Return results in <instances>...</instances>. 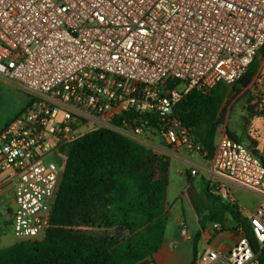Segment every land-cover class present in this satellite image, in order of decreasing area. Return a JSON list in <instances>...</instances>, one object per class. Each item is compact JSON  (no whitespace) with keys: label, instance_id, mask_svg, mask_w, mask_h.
I'll list each match as a JSON object with an SVG mask.
<instances>
[{"label":"built area","instance_id":"obj_1","mask_svg":"<svg viewBox=\"0 0 264 264\" xmlns=\"http://www.w3.org/2000/svg\"><path fill=\"white\" fill-rule=\"evenodd\" d=\"M263 46L264 0H0V106L2 83L30 97L0 130L15 237H44L64 149L87 133L109 128L142 145L156 133L175 151L200 152L175 106L193 89L233 85ZM212 171L259 196L248 222L264 250V163L220 132ZM180 231L190 238L185 223ZM229 236L227 250L208 247L196 264H254L245 227Z\"/></svg>","mask_w":264,"mask_h":264},{"label":"trees","instance_id":"obj_2","mask_svg":"<svg viewBox=\"0 0 264 264\" xmlns=\"http://www.w3.org/2000/svg\"><path fill=\"white\" fill-rule=\"evenodd\" d=\"M259 55L264 56V46L233 85L219 83L207 93L193 89L175 106L173 115L190 129L206 157L214 155L230 92L250 86L260 68ZM252 145L255 149L257 142ZM64 151L66 164L44 238L1 249L0 264H136L153 256L167 227L168 157L109 128L87 133ZM204 192L208 214L200 220L202 229L209 221L226 228L230 213L236 225L245 227L256 261L264 264V250L239 206L222 202L210 184Z\"/></svg>","mask_w":264,"mask_h":264},{"label":"crops","instance_id":"obj_3","mask_svg":"<svg viewBox=\"0 0 264 264\" xmlns=\"http://www.w3.org/2000/svg\"><path fill=\"white\" fill-rule=\"evenodd\" d=\"M256 111L249 124L239 134H232L229 131L227 133L242 140L252 153L254 151L255 156L264 160V106ZM3 127L4 125L0 126V130ZM220 129L219 127L215 143L220 135ZM253 141L257 142L255 149ZM158 153L167 156L170 163L165 212L168 214L171 209L180 208L183 211L173 219L174 227L167 224L161 248L153 256L136 264H191L194 258L195 239L199 232L201 235L196 244L197 253L208 247L227 250L231 245L230 229L238 225L232 215L227 213L229 222L226 228L209 221L202 229L200 220L208 214L204 189L210 184L211 191L220 196L222 202L237 204L240 213L245 217L256 209L260 201L259 196L233 183L228 177L214 173L212 158L206 157V154L182 149L175 151L167 145L160 148ZM192 169H196L197 173L191 174ZM5 177L4 173H0V250L20 242L13 230V218L17 207L15 191ZM185 207L193 212L197 225L191 226L186 218ZM181 223L186 224L190 233L189 239L182 237ZM215 224L219 227H215ZM254 264H258L256 259Z\"/></svg>","mask_w":264,"mask_h":264},{"label":"rangeland","instance_id":"obj_4","mask_svg":"<svg viewBox=\"0 0 264 264\" xmlns=\"http://www.w3.org/2000/svg\"><path fill=\"white\" fill-rule=\"evenodd\" d=\"M260 68L253 82L247 88H243L239 93L230 92L225 104L226 117L224 124L220 126L221 132H231L239 134L250 122V118L257 113V109L264 106V56L259 55ZM30 103V97L26 95L14 83H2L1 86V106H0V126L14 119ZM166 143L158 135L150 136V143L146 146L152 148L156 153ZM160 154V153H159ZM182 209H171L166 215L169 227H174L173 219L178 214H182ZM186 218L192 225H197L193 212L185 207ZM183 216V215H182ZM185 218V217H183ZM46 234V233H45ZM45 236V235H44ZM44 238V237H43ZM41 238V240L43 239Z\"/></svg>","mask_w":264,"mask_h":264}]
</instances>
